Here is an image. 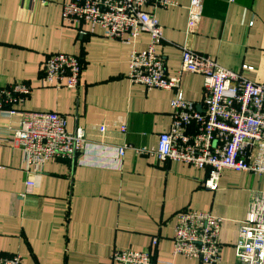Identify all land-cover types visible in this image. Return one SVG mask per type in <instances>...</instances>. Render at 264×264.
Listing matches in <instances>:
<instances>
[{"label": "crops", "instance_id": "obj_1", "mask_svg": "<svg viewBox=\"0 0 264 264\" xmlns=\"http://www.w3.org/2000/svg\"><path fill=\"white\" fill-rule=\"evenodd\" d=\"M68 1L0 0V87L28 83L32 91L22 109L64 114L68 128L84 131L91 143L83 164L46 163L37 192L27 194L24 152L6 141L19 117L0 116V256L20 253L24 264H120L112 259L114 250L131 248L150 250L155 264H205L173 254L176 215L195 210L223 218L219 264H239L240 223L264 191V179L225 170L210 190L204 169L138 152L157 149L159 134L172 121L170 90L147 91L127 78L132 48L145 49L149 35L125 44L104 37L99 27L92 33L89 25H66L62 7ZM176 2L157 10L164 27L158 51L168 74L180 68L187 42L264 83V0H203L193 36L186 34L191 0ZM55 52L82 58L77 90L45 84L44 62ZM182 89L202 110L204 77L184 73ZM124 145L130 147L120 164L118 149Z\"/></svg>", "mask_w": 264, "mask_h": 264}, {"label": "built area", "instance_id": "obj_2", "mask_svg": "<svg viewBox=\"0 0 264 264\" xmlns=\"http://www.w3.org/2000/svg\"><path fill=\"white\" fill-rule=\"evenodd\" d=\"M177 5L176 0H70L63 4L62 20L80 29L89 25L92 33L99 27L104 37L125 44H134L141 33L149 35L145 49L132 48L127 78L147 91L170 90L172 121L169 130L159 134L157 149L144 148L138 152L155 156L160 162L182 161L204 169L207 174L204 183L210 190L217 189L225 170L254 173L264 179V83L220 65L187 42L181 46L180 68L175 75L168 74L166 60L158 51L164 27L157 10ZM202 15L203 0H191L187 36L197 33ZM83 69L80 56L55 52L44 62L43 80L47 86L77 90ZM243 69L252 68L245 65ZM187 72L204 77L202 110L184 95L182 77ZM31 91L26 82L0 87V116L19 117L18 127L7 133L6 141L24 152L27 194L37 192L38 176L46 163L61 160L83 164L91 146L84 131L68 128L66 115L22 109ZM129 147L118 149L120 164ZM222 226L223 218L212 212H179L173 254L199 259L205 264H219ZM157 243L155 238L153 245ZM235 254L239 264H264L263 190L240 223ZM112 259L120 264H155L148 249H116ZM0 264H24V256L20 253L0 256Z\"/></svg>", "mask_w": 264, "mask_h": 264}, {"label": "bare ground", "instance_id": "obj_3", "mask_svg": "<svg viewBox=\"0 0 264 264\" xmlns=\"http://www.w3.org/2000/svg\"><path fill=\"white\" fill-rule=\"evenodd\" d=\"M252 174H254V173H252ZM255 175H257V174H255ZM259 176V175H258ZM222 232V231H221Z\"/></svg>", "mask_w": 264, "mask_h": 264}]
</instances>
